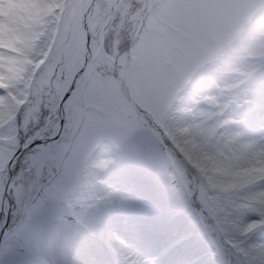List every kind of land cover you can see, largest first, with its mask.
<instances>
[{"label": "snow or ice", "instance_id": "6c2138e0", "mask_svg": "<svg viewBox=\"0 0 264 264\" xmlns=\"http://www.w3.org/2000/svg\"><path fill=\"white\" fill-rule=\"evenodd\" d=\"M34 3L22 55L0 49V205L20 217L0 255L47 200H64L77 220L109 204L111 191L92 203L69 196L99 182L94 169L107 161L91 157L101 141L119 147L142 134L173 164L169 143L192 163L221 142L239 146L217 168L231 179L203 190L199 209L178 196L174 213L189 219L181 239L205 240L214 264H264V137L230 114L252 103L239 89L264 73V0ZM13 5L0 0L10 25ZM113 239L123 264H149Z\"/></svg>", "mask_w": 264, "mask_h": 264}, {"label": "rangeland", "instance_id": "374dc122", "mask_svg": "<svg viewBox=\"0 0 264 264\" xmlns=\"http://www.w3.org/2000/svg\"><path fill=\"white\" fill-rule=\"evenodd\" d=\"M18 4L22 5V11L27 9L28 15L19 16L21 13L15 8ZM13 6L18 20L35 18L33 14L29 16V11L35 9L36 12L34 2L14 0ZM0 24L7 26L3 20ZM239 92L242 98L246 97L252 103L241 108L233 106L230 114L243 118L240 127L257 134L260 130V122H257L264 114V73L254 75ZM108 157L111 161L105 167L94 169L99 182L91 188L71 193L69 200L87 197L92 203L96 196L111 191L113 195L109 204H94L77 220L64 200L45 201L12 241V251L0 255V264H71L75 260H79V264H121L122 257L113 241L114 236L124 240L126 252L136 258L156 255L159 264H166L175 256L178 258L174 264H179V257L183 258L177 253V244L183 243L188 264H214L205 240H175L188 230L189 219L174 213L178 195L164 188L157 156L148 149L143 135L130 137L119 147L110 141H101L91 158ZM107 179L114 182L107 184ZM119 183L132 188L124 192ZM5 210L6 207L0 205V230ZM7 220L5 230L20 223L13 205L9 207ZM167 245L169 251L175 247L171 256L165 252L161 255Z\"/></svg>", "mask_w": 264, "mask_h": 264}, {"label": "clouds", "instance_id": "9594fccd", "mask_svg": "<svg viewBox=\"0 0 264 264\" xmlns=\"http://www.w3.org/2000/svg\"><path fill=\"white\" fill-rule=\"evenodd\" d=\"M45 2L51 5L55 4V0H45ZM35 23H37L35 18L18 20L11 25L5 22L7 26L0 28V49L10 55H22L27 29ZM261 137H264V131L259 130L256 134V139ZM168 148L171 149L175 157V164L169 158L167 151H162L156 155L160 165L158 172L163 180V186L167 191L183 196L185 202L194 209L201 207V192L203 190L211 191L209 188L210 184H220L231 179V177L223 175L217 168L220 164L230 163L233 155L239 151V146H229L221 142L219 145L212 147L210 158H204L199 153H193L192 161L194 163H192L185 158L184 151L177 145L169 143ZM184 148L187 149V145ZM103 160L109 163L111 157L103 158ZM177 168L184 173L183 177L177 173ZM97 179L99 180V177ZM126 248L127 245L124 241L123 250L126 251ZM143 259L149 261V264H159L156 255H149Z\"/></svg>", "mask_w": 264, "mask_h": 264}, {"label": "bare ground", "instance_id": "6f19581e", "mask_svg": "<svg viewBox=\"0 0 264 264\" xmlns=\"http://www.w3.org/2000/svg\"><path fill=\"white\" fill-rule=\"evenodd\" d=\"M21 1H23V0H21ZM30 2H34V0H29ZM35 4V3H34ZM16 11H18V12H20L19 14V16L20 17H22L23 15H25V14H27V9L26 10H23L22 11V5H17L16 7ZM29 12H31L30 14H29V16H31L32 14L34 15V17H35V9H33V11H29ZM28 15V14H27ZM3 27H6V26H4V24H0V28H3ZM233 112V111H232ZM232 114V113H231ZM259 122H260V124L261 123H264V114L262 115V116H260V118H259V121L257 122L258 124H259ZM97 158V157H96ZM111 182H114V180H112V179H107V184H109V183H111ZM120 185L119 186H121L122 185V189L124 190V192L125 191H127V190H129L130 191V189L132 188L131 186L129 187V186H126L124 183H119ZM108 231V228H106L105 229V231ZM104 231V232H105ZM108 233H110V232H108ZM176 241H181L182 239H181V235L180 236H178L176 239H175ZM114 241V240H113ZM178 246H179V250L177 251V253L178 254H181L182 256H181V258H183V259H180V257H179V264H188L189 263V261H188V257L186 256V253H185V248H183L184 247V244L183 243H179V244H177ZM168 246V247H167ZM166 247H164L163 248V250H161V255H163V253L165 254V255H169V256H171L170 254L172 253H174V251H175V247L173 248V249H170V251L169 250H167L168 248H169V245H167ZM111 252H112V250H110ZM167 251H169L168 253H167ZM176 253V254H177ZM160 255V257H162ZM178 258V257H177ZM175 256L174 257H171L170 258V260L168 261V263H166V264H174V262H175V260L177 259ZM172 259V260H171ZM185 260V261H184ZM186 260H187V262H186ZM79 260L77 261V260H75V262L74 263H71V264H79Z\"/></svg>", "mask_w": 264, "mask_h": 264}, {"label": "water", "instance_id": "95a60500", "mask_svg": "<svg viewBox=\"0 0 264 264\" xmlns=\"http://www.w3.org/2000/svg\"><path fill=\"white\" fill-rule=\"evenodd\" d=\"M6 223H7V217H5V222H4V224H3V226H2V229H1V231H0V236H1L2 231L4 230V228H5V226H6Z\"/></svg>", "mask_w": 264, "mask_h": 264}]
</instances>
